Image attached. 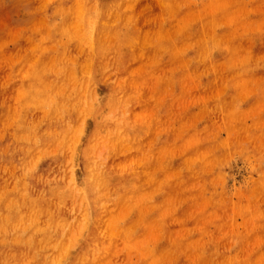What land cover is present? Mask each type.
<instances>
[{"label": "rangeland", "instance_id": "obj_1", "mask_svg": "<svg viewBox=\"0 0 264 264\" xmlns=\"http://www.w3.org/2000/svg\"><path fill=\"white\" fill-rule=\"evenodd\" d=\"M0 264H264V0H0Z\"/></svg>", "mask_w": 264, "mask_h": 264}, {"label": "bare ground", "instance_id": "obj_2", "mask_svg": "<svg viewBox=\"0 0 264 264\" xmlns=\"http://www.w3.org/2000/svg\"><path fill=\"white\" fill-rule=\"evenodd\" d=\"M71 173L73 174L74 173V170H71Z\"/></svg>", "mask_w": 264, "mask_h": 264}]
</instances>
